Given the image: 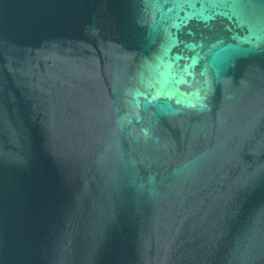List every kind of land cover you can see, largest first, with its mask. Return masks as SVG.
Here are the masks:
<instances>
[{"label": "water", "instance_id": "95a60500", "mask_svg": "<svg viewBox=\"0 0 264 264\" xmlns=\"http://www.w3.org/2000/svg\"><path fill=\"white\" fill-rule=\"evenodd\" d=\"M0 264H264V0H0Z\"/></svg>", "mask_w": 264, "mask_h": 264}]
</instances>
